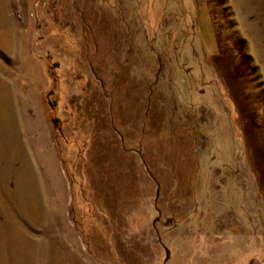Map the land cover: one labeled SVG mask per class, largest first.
<instances>
[{
  "label": "rangeland",
  "instance_id": "obj_1",
  "mask_svg": "<svg viewBox=\"0 0 264 264\" xmlns=\"http://www.w3.org/2000/svg\"><path fill=\"white\" fill-rule=\"evenodd\" d=\"M0 86V264H264V0H0Z\"/></svg>",
  "mask_w": 264,
  "mask_h": 264
},
{
  "label": "bare ground",
  "instance_id": "obj_2",
  "mask_svg": "<svg viewBox=\"0 0 264 264\" xmlns=\"http://www.w3.org/2000/svg\"><path fill=\"white\" fill-rule=\"evenodd\" d=\"M3 85V84H2ZM1 87V86H0ZM3 87V86H2ZM5 89V88H4ZM7 89V88H6ZM13 100V97L9 94V92L3 91L0 93V119H4L3 115L4 113L2 112V108L5 107L6 105L11 106V101ZM6 108V107H5ZM9 108V107H8ZM5 111V110H4ZM6 112V111H5ZM9 113V112H8ZM11 114V113H10ZM9 114V115H10ZM10 117V116H9ZM15 150V149H14ZM11 163V162H10ZM24 179V178H23ZM20 185V184H19ZM15 229V228H14ZM75 258V257H74Z\"/></svg>",
  "mask_w": 264,
  "mask_h": 264
},
{
  "label": "water",
  "instance_id": "obj_3",
  "mask_svg": "<svg viewBox=\"0 0 264 264\" xmlns=\"http://www.w3.org/2000/svg\"><path fill=\"white\" fill-rule=\"evenodd\" d=\"M167 253H168V255H169V250H167Z\"/></svg>",
  "mask_w": 264,
  "mask_h": 264
}]
</instances>
